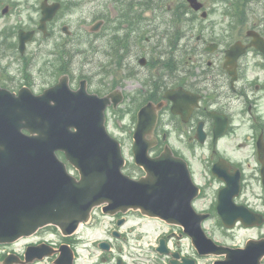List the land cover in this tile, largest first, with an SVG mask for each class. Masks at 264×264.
Instances as JSON below:
<instances>
[{"label": "water", "instance_id": "water-1", "mask_svg": "<svg viewBox=\"0 0 264 264\" xmlns=\"http://www.w3.org/2000/svg\"><path fill=\"white\" fill-rule=\"evenodd\" d=\"M188 2L196 10L201 6L196 0ZM56 8L42 5V23L52 18ZM19 36V49L23 51L31 33L20 32ZM236 51L235 45L227 57L235 58ZM109 99L115 107L121 97L117 92L104 98L88 95L82 83L72 92L66 77L39 96L25 88L18 96L0 89V243L28 236L45 224L70 234L80 222L88 220L93 207L101 205L109 214L133 209L168 223L191 220V197L183 191L190 182L188 174H171L175 168L158 161L145 166L148 176L139 181L121 173L124 160L120 146L104 127L103 112ZM159 107L147 104L138 113L134 144L137 160L144 155L137 153L141 134L153 125ZM56 151L63 152L78 170L79 180L67 173ZM238 190L236 177L219 192V213L228 227L242 217L226 215L222 201H231ZM187 234L200 255L225 256L214 264H260L264 256V239L250 240L244 249L217 246L206 238L198 222Z\"/></svg>", "mask_w": 264, "mask_h": 264}, {"label": "flooded vegetation", "instance_id": "flooded-vegetation-1", "mask_svg": "<svg viewBox=\"0 0 264 264\" xmlns=\"http://www.w3.org/2000/svg\"><path fill=\"white\" fill-rule=\"evenodd\" d=\"M10 14V3L0 0V19ZM251 21L253 24L243 28L235 41L249 45L252 41L249 31L256 32L263 41L258 46L260 48H247L235 65H224L225 49L220 42H207L197 35L188 45L187 66L164 67L163 72L159 70L160 81L150 82L141 90L144 103L163 100L168 90L182 88L187 92L188 99L180 105L173 106L170 100L164 102L153 134L146 136L152 143L149 155L157 157L166 148L173 157L186 162L193 181L199 185V195L193 203L209 218L216 214L217 193L207 191L213 183L223 184L213 174V168L220 177L225 172L233 174L238 170L243 181L242 167L250 168L252 162L256 172L251 180L257 184L261 183L264 171V49L261 50L264 47V17ZM53 35L49 34L46 39ZM61 36L67 40L69 35ZM212 42L218 48L213 52L206 51ZM64 55L66 50L61 47L52 55L54 59L59 57L60 72L63 71ZM20 57L22 61L23 56ZM0 75V85L14 91L15 87L9 86L12 79L1 71ZM136 169L131 171L133 178L144 175L141 168ZM240 199L241 195L235 203L264 218V199L257 204L247 198ZM133 220L143 221L145 218L138 213L109 217L102 214L101 208H96L89 223L73 236L63 237L53 228H44L30 238L0 247V264H67L70 258L71 264H164V257L156 256L155 259L142 249L144 236L139 232L140 227L128 226ZM169 234L182 237L177 228L169 230ZM168 235L164 238L168 248L179 253L182 239L168 240ZM160 237L156 238L157 243ZM36 247L39 249L34 254L43 256L27 259V250ZM182 258L186 256L182 255ZM164 259L170 264V258ZM177 262L181 263V259L177 258Z\"/></svg>", "mask_w": 264, "mask_h": 264}, {"label": "rangeland", "instance_id": "rangeland-1", "mask_svg": "<svg viewBox=\"0 0 264 264\" xmlns=\"http://www.w3.org/2000/svg\"><path fill=\"white\" fill-rule=\"evenodd\" d=\"M40 1L41 0H4L5 3H10L11 9L10 15L0 19V31H2L4 37L8 38L14 33L16 34V29L18 27L32 28L36 26L35 22H37L39 16L38 8ZM74 1V3L63 8L58 16V20L49 27V30L55 33V35L49 40H43L41 36L36 37L33 44L29 46L23 63L20 64L18 62V55L16 56L13 49H10V46L14 45L12 39L8 38V40L2 42L0 40V71L8 76V78L12 79V83L9 86L20 87L26 84L32 91L38 93L45 87L54 83L60 75L57 65L58 57L54 59L52 55L57 54V49L61 47L67 51L64 60L67 66L65 65L64 69L69 75H72L73 83L71 80L70 82L73 88L78 86L79 76L83 75L89 80L90 90L94 91L98 87L101 89V94H104L107 90L116 86L121 89L124 92L125 99L115 110L111 108L106 110V126L109 133L121 144L122 153L126 159L124 173L129 175L132 168L130 140L128 138L130 130L133 128V114H131V110L138 107V105L135 104L138 101V90L143 87V82L146 81L145 77H149L150 75V70L141 68L137 61L142 56L146 59H151L155 51L161 52L163 57L166 56L167 53L173 55L174 58L178 55L172 54L171 51L168 50V41L161 40L164 37L159 35L165 27V19L162 17L163 12H151V14H149V12H144L146 11L144 8L146 6L145 4L142 5V3L139 6L128 8V3L123 6V0H121L117 5L125 7L126 10H124V12L127 14L128 12H132V17H135L133 24L124 28L123 26L117 25L113 20L112 15L114 11L110 8V4L113 0ZM137 1L141 3L144 0ZM202 1L206 6L205 10L208 13V19L204 22L197 20L196 26L198 24L204 26L203 31L206 37L213 36L225 42L232 36V33L227 29L229 25L228 21L230 18H236L234 15L229 17L230 13L226 10L230 7L228 0ZM176 3L177 0H170L167 4L175 5ZM256 6L258 5L253 4L250 6L252 16ZM103 11H106L108 14L106 25L102 27L99 32L93 33L94 35H88V31L97 23L95 20L97 19L96 14ZM257 13L259 14V11ZM139 16H141V18H139ZM148 18L150 20H147ZM186 18L188 19V17ZM138 19H141V21ZM63 24L68 25L72 33V37L68 40H65L64 37L61 36V27ZM193 24L194 22L189 21H184L183 24H181L184 31H190L188 39L191 33L197 32L193 30ZM139 25L140 27H138ZM175 27L177 28H169V32L179 31L181 33V38L177 40V47L183 48L187 44L188 39H186L178 23L175 24ZM197 28L199 27H196V29ZM123 29H125V31H122ZM137 30L143 32L139 35ZM213 30L215 32H213ZM155 32H157V34ZM117 34H124V36L121 39ZM116 37H118L120 41L119 44L116 42ZM124 43L127 44L126 52L123 50ZM71 46L74 47L73 50ZM113 47L115 50H118L116 51L117 55L123 56L121 62L127 63V61L130 60L129 67H132V72L135 73L134 76H125V72L115 67L116 64L113 62L114 59L111 58L110 54V50H114ZM174 50L177 49L173 48V51ZM187 52L188 49H186V54ZM148 61L150 63H148V65L157 68L155 60L154 62L153 60ZM71 62L74 63L71 65ZM1 79L2 77L0 75V80ZM13 82L20 83L13 84ZM246 172L249 174L252 173L249 169H247ZM213 187H217V184H213ZM243 188V197L245 195L252 203H257L256 199L261 196L260 185L247 182ZM160 228L163 227L156 224H145L144 231L148 236V243H150V239H154L160 231H163ZM205 228L207 233L216 242L230 246L243 245L245 241L258 237L262 232V229L254 228L245 230L240 227H237L233 231H227L219 225V219L217 217L211 218L205 224ZM185 249L188 253L191 252L187 243ZM213 260V257H201L198 259L197 264H212Z\"/></svg>", "mask_w": 264, "mask_h": 264}]
</instances>
